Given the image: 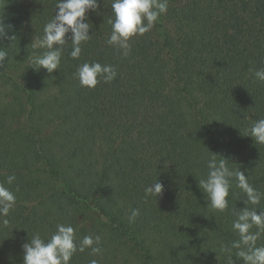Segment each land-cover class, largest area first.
Returning a JSON list of instances; mask_svg holds the SVG:
<instances>
[{"label": "trees", "instance_id": "1", "mask_svg": "<svg viewBox=\"0 0 264 264\" xmlns=\"http://www.w3.org/2000/svg\"><path fill=\"white\" fill-rule=\"evenodd\" d=\"M56 2L0 0L17 37L12 48L0 41L10 48L0 69V183L16 195L9 224L0 223V264H24L22 245L36 233L47 241L58 224L71 225L77 243L101 237V254L76 252L70 264H230L221 248L239 239L232 223L246 197L233 182L228 209L216 211L198 180L212 151L264 192V145L246 136L264 118L254 75L264 68V0H168L127 57L106 43L112 0H100L80 58L69 45L59 70L37 72L28 57L45 49L31 45ZM86 62L117 76L82 87L75 73ZM156 181L162 197L146 199Z\"/></svg>", "mask_w": 264, "mask_h": 264}, {"label": "clouds", "instance_id": "2", "mask_svg": "<svg viewBox=\"0 0 264 264\" xmlns=\"http://www.w3.org/2000/svg\"><path fill=\"white\" fill-rule=\"evenodd\" d=\"M99 6L100 0H57L55 16L44 25L43 36L34 38L31 45L33 48L45 49L42 53H33L28 57L32 68L37 72L46 70L49 74L59 70L64 49L69 45L71 58L79 59L82 44L93 36L89 35L91 24L86 22L88 13L98 11ZM111 8L114 19L108 21L112 31L106 43L127 57L131 52V40L144 36L154 28L159 17L166 14L168 0H112ZM11 29L12 25L5 24L4 19H0V41H9L12 48L17 37L9 35ZM6 49L10 48L0 47V69L5 68L4 62L8 58ZM75 75L82 87L95 89L101 82H112L117 76V71L108 64L86 62L78 66ZM254 75L258 81L264 82V68L256 70ZM246 136H250L256 145H264V118L252 123ZM210 152L206 160V175L198 180V186L205 194L208 207L219 212L228 209L233 182L246 197L243 200L246 207L236 212V219L232 223V229L239 239L223 245L221 251L229 256L230 264H234L233 250H236V257L242 259L244 264H264V245L257 243L264 235V209L255 207L264 200V192L254 188L240 168H230L228 158ZM15 180V175H10L6 183L11 185ZM164 191L163 183L156 181L146 187L145 198L158 199ZM15 205V193L4 183H0V223L4 226L9 224L7 217ZM249 205L253 207L250 208ZM139 215V209H133L129 222L134 223ZM253 228L256 231H252ZM100 245L99 235L84 236L77 243L75 229L71 225L58 224L55 233L47 241L42 239L39 233L30 236V241L22 245L23 261L24 264H70L76 252L83 253L90 249L93 256L101 254ZM89 264H98V260L91 259Z\"/></svg>", "mask_w": 264, "mask_h": 264}]
</instances>
